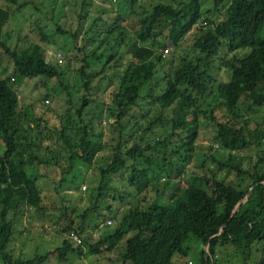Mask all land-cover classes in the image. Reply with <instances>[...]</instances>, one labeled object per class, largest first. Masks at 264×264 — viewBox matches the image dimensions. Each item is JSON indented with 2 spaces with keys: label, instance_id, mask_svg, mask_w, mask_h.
Here are the masks:
<instances>
[{
  "label": "trees",
  "instance_id": "trees-1",
  "mask_svg": "<svg viewBox=\"0 0 264 264\" xmlns=\"http://www.w3.org/2000/svg\"><path fill=\"white\" fill-rule=\"evenodd\" d=\"M121 1L107 18L101 12L109 7L88 13V0L76 12L54 9L53 32L37 26L38 39L18 35L12 46L1 29L34 2L0 5V51L13 64L11 75H0V264H40L53 254L66 260L84 248L95 264H188L193 248V264H264V0H213L205 9L200 0ZM68 13L73 29L61 22ZM19 22L21 29L26 19ZM59 36L71 46L59 45ZM44 43L64 58L47 60ZM217 60L224 80L213 73ZM33 71L47 85L42 98L61 102V109L48 105L52 118L24 104L12 84ZM200 114L215 121L214 150L226 154L216 157L213 145L199 150ZM107 147L94 172L76 180L77 164L93 166ZM117 174H125L126 193L111 184ZM40 176L52 179L61 242L24 258L11 242L22 208L45 210ZM73 184L75 199L87 201L81 208L62 191ZM107 196L136 199L119 209ZM99 219L110 222L92 240ZM70 230L81 243L65 237Z\"/></svg>",
  "mask_w": 264,
  "mask_h": 264
},
{
  "label": "rangeland",
  "instance_id": "rangeland-1",
  "mask_svg": "<svg viewBox=\"0 0 264 264\" xmlns=\"http://www.w3.org/2000/svg\"><path fill=\"white\" fill-rule=\"evenodd\" d=\"M63 1H66L64 7H63ZM74 2V3H70ZM91 1V5L84 7L87 9L89 7V12H91V15H96L97 11H99L102 7H109L107 11H102L101 13L104 14V18H107L110 16V14L114 13V11L119 7L118 0H88V2ZM120 3L122 2L119 0ZM147 0H138V2H146ZM171 1V0H166ZM202 3V9H205L212 5L213 0H200ZM34 4H29L23 11L24 16L16 17L12 16L8 18V21L3 25L1 29V38L5 37L6 41L9 45H13L16 42L18 35H27L29 36L31 33L34 34V38L38 39V29H36L37 26H44L48 33L54 31L52 29V25L54 23L53 16L54 9L55 14L58 15L62 10H65L70 7L71 9L76 12L79 9V3L80 0H33ZM4 0H0V5H4ZM35 4L38 6V8H35ZM111 11V12H108ZM25 18V26L21 29L19 20ZM69 19L72 21L70 22ZM76 19V18H75ZM74 19V15L72 13H68L65 17L62 18L61 22L64 23V25L68 28L71 23V28H75L74 25H76V21ZM87 22V18L84 19L83 23ZM128 25L132 24V19L127 18L125 21ZM84 24H82L81 32L83 30ZM196 29H192L188 35L185 36V38L181 41V43L175 48V53L180 54L184 47L190 44L191 38L190 34L194 33ZM27 33V34H26ZM55 33V32H54ZM9 35V36H8ZM57 42L59 45L64 44L66 46H71V41L68 39H65L63 36L57 37ZM44 46L46 47L45 57L47 60L54 61L58 57L64 58L63 53H59V51L56 50V47L53 46L52 43H44ZM170 50V47H169ZM168 54V51L165 52ZM71 56V52L68 53ZM56 57V58H55ZM6 66V68H5ZM13 69V64L11 60H9V56L4 53L3 51H0V75H11V70ZM214 75H216L219 79H226L227 78V72L224 70V67L220 65L219 60H217V67L213 70ZM15 78L12 81V84L14 88L17 90L18 94L20 95L21 101L24 104L31 103L32 107L34 109V112L38 115H44L47 118H52L51 115L55 114L49 109V106L52 105L56 106L58 109H61V102L59 99L51 101V98H49V101L47 99H43V95L45 93V90L47 88V85L43 84V78L40 76V74L37 71H33V73L29 77H23L21 75L14 76ZM96 95L99 97L100 95H103V92H101L99 89H96ZM107 93V90L104 91V94ZM50 102V103H49ZM49 105V106H48ZM262 112V111H260ZM215 114L219 119H221V110L217 111L215 110ZM199 120L201 124L198 127V140L197 143L200 144L199 150H202L204 153H208L209 147L212 146V152L216 155V157L219 156V154L223 152V154H226L227 152L225 150L221 149L219 151L214 150V147H216V143L213 141L212 137L215 133L216 126L215 121L210 118V116H205L203 114H200ZM110 121H113L112 117H109L107 120H102V124L106 127L108 126V123ZM109 152V148H104L102 151L98 153V157L100 159H97L93 166L85 167L83 164L78 163L76 166V169H74V175L76 180L83 178V176L86 173H92L94 172L95 165H98L100 160H103L101 158L103 155ZM206 162L209 163L211 167L217 168L215 165L216 163L210 160L209 157H206ZM194 162H197L196 157L193 158ZM40 171L45 172L44 168L42 166L39 167ZM227 171L225 169L218 171V176H223ZM52 176H54L55 179L59 178V173H51ZM124 176L125 174H117L114 175L111 179V184L114 187H117L120 189L122 193H126L130 186L124 182ZM231 176V174L229 175ZM53 178V177H50ZM53 178V179H54ZM52 180V179H51ZM45 178V176H40L38 179V184L42 191V196L44 198V204H45V210L43 213H38L33 207L26 206L22 208V214L19 216V222L17 223V229L21 230L20 232H16L14 234V237L11 242V246L14 249L15 255L21 254L20 256L24 258H28L32 256L35 252L44 251L45 249L52 250L56 245H58L61 242L60 237H58V232L60 231L62 227V220L59 217L60 213V205L57 201H55V191L52 189V181ZM85 189L82 188V185ZM74 184L64 188L62 190L67 196L66 198L69 200H72V203L75 205L84 206L87 201L84 200H76L75 195L76 191L73 188ZM82 190L88 189V183L86 180H83L80 185ZM112 188V190H113ZM68 195H67V194ZM126 195V194H124ZM136 197V196H135ZM136 198H133L132 196L126 198L124 200H116L111 196H107V200L109 202L114 203L115 205H119V209H121L124 206L129 205L133 200ZM103 211H106V209H103ZM105 223H108L107 220L99 219L98 226L91 230L90 235L92 237V240L99 237L103 226ZM67 233H64L66 236ZM194 244V243H193ZM196 245V244H194ZM206 247V246H205ZM195 248L190 249L188 252L189 259L187 260L188 264H193L194 262H190L191 260H195ZM40 264H95V257L88 248H84V254L81 256H73V254L69 255V258L66 260H58V258L53 254L50 255V257L45 260L43 263Z\"/></svg>",
  "mask_w": 264,
  "mask_h": 264
},
{
  "label": "built area",
  "instance_id": "built-area-1",
  "mask_svg": "<svg viewBox=\"0 0 264 264\" xmlns=\"http://www.w3.org/2000/svg\"><path fill=\"white\" fill-rule=\"evenodd\" d=\"M58 59L60 60V57H58ZM82 188L85 189V186L82 185ZM108 222H110V220H107ZM66 238H68L69 240L73 241L74 243L76 244H79L81 243L82 241V238H81V235H79L76 231L74 230H70L66 236Z\"/></svg>",
  "mask_w": 264,
  "mask_h": 264
},
{
  "label": "water",
  "instance_id": "water-1",
  "mask_svg": "<svg viewBox=\"0 0 264 264\" xmlns=\"http://www.w3.org/2000/svg\"><path fill=\"white\" fill-rule=\"evenodd\" d=\"M249 195V191L247 192V194H246V197ZM238 206H239V203L236 205V207H235V209L234 210H236L237 208H238ZM221 230V229H220ZM205 264H207V261L205 262Z\"/></svg>",
  "mask_w": 264,
  "mask_h": 264
}]
</instances>
